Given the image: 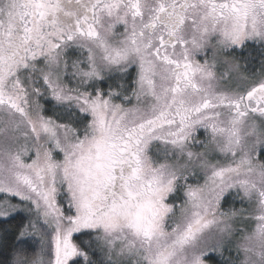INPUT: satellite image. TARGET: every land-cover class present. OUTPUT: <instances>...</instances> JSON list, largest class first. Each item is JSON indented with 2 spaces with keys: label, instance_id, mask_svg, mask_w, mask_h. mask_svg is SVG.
<instances>
[{
  "label": "snow or ice",
  "instance_id": "1",
  "mask_svg": "<svg viewBox=\"0 0 264 264\" xmlns=\"http://www.w3.org/2000/svg\"><path fill=\"white\" fill-rule=\"evenodd\" d=\"M0 264H264V0H0Z\"/></svg>",
  "mask_w": 264,
  "mask_h": 264
}]
</instances>
